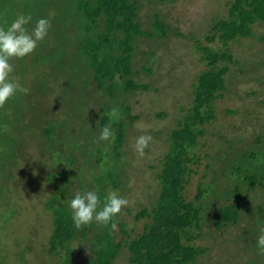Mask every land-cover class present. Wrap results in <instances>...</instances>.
Returning a JSON list of instances; mask_svg holds the SVG:
<instances>
[{
    "label": "trees",
    "instance_id": "16d2710c",
    "mask_svg": "<svg viewBox=\"0 0 264 264\" xmlns=\"http://www.w3.org/2000/svg\"><path fill=\"white\" fill-rule=\"evenodd\" d=\"M165 1L169 0H154L155 3ZM141 9V0H0V26L9 23L18 13L29 14L33 20L51 14L50 26L44 40L38 42L35 49L24 56L27 57L26 62L23 63L25 58L19 59L21 67L18 73L22 78L17 79L20 85L29 90L26 93L28 101L37 100V97L46 101L45 126L43 128L42 125L40 133L47 139L50 148H54L52 138L59 123L62 121L66 128L68 121L72 122L77 117L74 96L65 86L84 73L86 91L93 88L102 100L107 98L104 105L97 104L101 107V114H96V117H100L96 125L100 129L108 124L113 130L115 138L108 158L119 166L122 165L120 150L127 136L126 127L135 120V116L129 115L130 108L124 100L134 91L149 90V83L142 84L135 80L140 71L149 76L153 74L149 64L150 58L155 55L154 51L144 54L146 65L139 66L140 69L135 67L140 39L160 45L169 34L184 36L163 22L158 13L151 12L142 22ZM224 9V14L209 20L207 31L201 34L207 44L191 37L193 49L204 69L196 75L191 85L190 106L179 108L181 118L168 132L166 150L156 175V194L149 206L142 207L137 216L143 220L140 232L130 237L131 234L118 214L113 218L117 231L94 221L87 226L74 227L66 206L67 200L72 196L71 193L67 194L72 181L68 172L73 166L71 161L61 169V173L69 176L66 183L61 184L59 187L62 189L58 187L59 192L48 198L44 204L49 226L45 241L40 246L44 252V262L32 261L35 250L26 242L15 248L16 262H11L13 256L5 251L0 253V264H208L205 255L213 248H210L209 239L205 238L207 233L237 224L243 207L247 211L246 217H243L245 224L236 231L235 239L245 245L243 252L248 254L246 264H264V254H258L255 247L259 228L264 226V193L262 197L254 195L252 199L247 193L256 188L264 190L262 136L256 135L252 149H237L240 152L239 157L235 158L237 162L229 164V174L236 181L232 190H222V196L217 197L211 190L212 185H206L203 189L199 183L192 199L189 200L185 195L192 173L190 166L199 160L195 152L198 139L204 135L203 127L215 120L213 102L223 98L227 91V81L234 80V73L244 72L243 63L241 66L232 52V45L246 39L264 44V34L258 31L264 26V0H225ZM66 32L74 34L70 38ZM247 66V73L257 78L260 77L259 68L264 63L258 61L255 65L247 63ZM256 71L258 75H254ZM30 73L32 78L27 87L25 77ZM13 74L12 71L11 77L16 79ZM32 85L35 86L33 90ZM61 98L65 105L74 106L73 119L61 106ZM22 99L23 94H16L0 106V116L2 113L4 117L7 115L0 126V137L7 135L5 127L8 126V116H17L20 113L13 104L19 105ZM82 105L81 112L84 108L88 109L87 103ZM47 107L49 110H46ZM113 107L118 110L116 118L108 115V110ZM225 112L228 115L234 114V111ZM163 116L157 114V117ZM87 124L94 126V123H88V118ZM233 144H236L235 141ZM228 146L231 148L229 144ZM4 157L12 160L10 166L14 168L21 154L9 152ZM67 166L69 169L66 170ZM6 167L8 170L0 165V179L8 173L11 176L14 170L9 169V165ZM121 174L120 170L107 173L101 181H97L98 191L103 194L104 190H120ZM53 179V176H48L46 181L52 182ZM2 185L8 184L0 183V196L4 197L11 189H4ZM210 191L213 193L210 198L217 205V201L223 198H231V201L240 199L232 205L217 208V221L213 224V230L205 226L201 215L202 197ZM118 233L121 235L119 240ZM210 238L213 239V236ZM76 246L79 247L74 249ZM83 250L87 252L82 254ZM234 252L237 259V252L240 251ZM234 261L237 263L238 260Z\"/></svg>",
    "mask_w": 264,
    "mask_h": 264
},
{
    "label": "rangeland",
    "instance_id": "374dc122",
    "mask_svg": "<svg viewBox=\"0 0 264 264\" xmlns=\"http://www.w3.org/2000/svg\"><path fill=\"white\" fill-rule=\"evenodd\" d=\"M224 2L225 0H169L155 3L154 0H141L142 22L151 12L158 13L163 22L184 36L176 37L169 34L160 45L154 41L140 39L141 45L136 52L135 67L146 65L144 54L154 51L155 55L150 58L149 64L153 74L149 76L144 71H140L135 80L142 84L149 83V90L134 91L124 100L130 108L129 115L135 116V120L126 127L127 136L120 150L121 166L108 158L115 135L110 141L98 139L100 129L96 122L100 118L101 107L99 108L97 104L104 105L107 98L102 100L93 88L86 91L84 73L65 86L74 96L77 117L72 122L68 121L66 128L62 121L59 123V128L52 138L54 148L47 145V139L40 133L42 125L43 128L45 126L44 110L47 105L45 99L37 97V100L28 101L25 93L19 105L13 104L18 107L20 113L17 116H8V126L5 127L7 135L0 137V165L6 169L9 165V169H14L11 176L8 173L0 179L1 184L6 182L9 186L2 185L4 189H11L9 194L0 196V253L8 252L13 256L11 262H16L15 248L27 242L35 250L34 257H31L32 261L44 262V252L41 251L40 246L45 241L49 229L44 204L48 198L59 192L57 188L62 186L61 184L66 183L69 176L61 173V169L71 161L73 166L68 172L72 181L67 193L71 195L81 187L98 190L97 181H101L107 173L115 170L122 172L120 176L122 186L117 192L127 199L128 204L120 210L118 217L125 223L127 231L131 234L130 237L140 232L143 220L137 216L142 207L149 206L156 194V175L166 150L168 132L181 118L182 113L178 111L179 108L190 106L191 85L196 75L204 69L193 49L191 37L204 45L207 44L201 34L207 31L206 25L211 18L225 13ZM258 31L264 34V26ZM66 34L69 36H65L71 38L74 32H66ZM231 48L241 66L243 63L244 72L234 73V80L227 81V91L223 98L213 102L215 120L203 127L204 135L198 139L195 149L199 160L190 166L192 173L185 188V195L189 200L196 195L199 183L203 189L206 185H212L211 190L217 197L222 196V190H232L236 181L229 174L231 171L229 164L237 162L235 158L239 157L238 151L241 148L250 150L254 147L256 135L264 138V66L259 68V75L258 71L254 74L260 76L257 78L246 71L247 63L250 65H255L258 61L264 63V44L246 39L233 44ZM69 53L71 54L72 51ZM75 53H77L76 49ZM23 58H25L24 63L27 57ZM10 63L13 65V75L16 76V80L18 77L22 78L18 73L21 67L19 59L13 58ZM25 78V84L29 87L31 73ZM82 103L88 104V109L84 108L83 112H81ZM61 106L73 119L74 106L65 105L62 98ZM46 110H49L48 107ZM227 110L234 111V114L228 115L225 112ZM159 113L164 116L157 117ZM96 114L99 116L96 117ZM5 117L2 113L0 126L3 125L2 120ZM81 118L86 121H81ZM87 118L88 123H94L93 127L87 124ZM124 121L128 122L126 119ZM144 134L150 135L151 139L143 148L142 154H137L134 147L135 139ZM9 143L16 144L12 146ZM9 152L21 154L14 168L10 166L12 160L9 158L6 160L4 157ZM48 176H53L52 182L46 181ZM212 191L202 197L201 215L205 226L213 230V224L217 221V208L232 205L240 199L231 201V198H223L217 201V205L210 198ZM247 193L251 199L254 195L260 198L264 190L256 188ZM3 194L2 192L1 195ZM252 204L255 205V202ZM246 212L245 207L240 210L237 224L204 236L209 239L210 248H213L205 255L208 264H246L248 254L243 252L245 245L235 239L236 231L245 224L243 217H246ZM114 230L117 231L116 228ZM233 233L236 234L233 236ZM211 235L213 239L210 238ZM120 237L118 233L117 239L119 240ZM197 244L200 245V242ZM236 250L240 251L237 252L239 256L237 259L234 255ZM86 252L83 250L82 254ZM234 260H238L237 263Z\"/></svg>",
    "mask_w": 264,
    "mask_h": 264
},
{
    "label": "clouds",
    "instance_id": "9594fccd",
    "mask_svg": "<svg viewBox=\"0 0 264 264\" xmlns=\"http://www.w3.org/2000/svg\"><path fill=\"white\" fill-rule=\"evenodd\" d=\"M49 16L33 20L29 14L18 13L9 23L0 26V106L13 95L28 92L27 88L11 77L13 65L10 60L30 54L37 43L44 40L50 26ZM108 115L110 118H116L118 110L115 107L110 108ZM113 137L114 132L108 124L100 128V141H110ZM150 139L147 134L136 137L134 147L137 154H142ZM127 204V199L116 190H106L101 194L96 188L77 190L66 202L70 219L76 228L87 226L94 221L115 229L117 225L113 218ZM255 247L258 254H264V226L259 228Z\"/></svg>",
    "mask_w": 264,
    "mask_h": 264
}]
</instances>
